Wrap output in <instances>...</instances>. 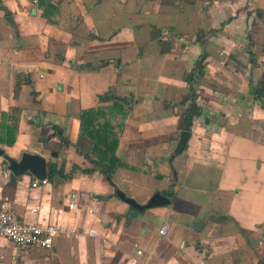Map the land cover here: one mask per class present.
<instances>
[{"label":"crops","instance_id":"obj_1","mask_svg":"<svg viewBox=\"0 0 264 264\" xmlns=\"http://www.w3.org/2000/svg\"><path fill=\"white\" fill-rule=\"evenodd\" d=\"M175 1L0 0V125L22 109L15 142H0V201L7 157L39 153L72 172L37 187L30 172L16 178L14 212L60 231L51 249L29 251L0 233V264H264V0ZM153 26L174 40L170 52L161 53ZM199 31L209 32L204 46ZM204 50L202 113L176 152L187 107L178 103ZM108 90L132 97L128 113L112 118L129 165L114 184L74 169L91 163L74 145L59 149L55 128L76 141L82 111L114 103L99 99ZM118 189L141 203L156 191L171 202L134 218Z\"/></svg>","mask_w":264,"mask_h":264},{"label":"trees","instance_id":"obj_2","mask_svg":"<svg viewBox=\"0 0 264 264\" xmlns=\"http://www.w3.org/2000/svg\"><path fill=\"white\" fill-rule=\"evenodd\" d=\"M205 1V0H199ZM175 0H163L165 4H175ZM2 4L0 2V8ZM260 11V10H259ZM174 29L172 27L167 30ZM165 28L153 26V38H157L159 45L161 46V53L170 52L173 47V39L164 37ZM211 32H217V29H211ZM209 32L199 31L196 34L197 39L202 46L205 45V38ZM142 52V50H141ZM208 53L203 51L197 59L194 67L187 76V82L189 85V92L183 97V100L178 104H186L185 111L180 115L179 125L181 129L191 130L193 120L195 117L202 113V107L198 104L199 83L206 72V59ZM104 64V62L102 63ZM23 73H19L15 84V97L19 96L21 87L25 82ZM113 91L100 94V101L114 100L111 107H98L89 108L82 111L81 114V131L76 141L70 140L64 136L63 129L57 125L55 128H59L58 136L60 138L59 149L63 146L74 145L77 151L84 155L91 167L82 168L78 165H74V169L81 168L85 173H93L100 171L105 174L107 179L113 183V175L116 169L120 166H129L122 161L118 155L117 150L120 142L121 126H116L112 122V118L117 114H127L130 110V103L132 101L131 96H117L112 94ZM165 106H172V103L165 102ZM22 109L14 106L8 113H4L3 120L5 123L0 125V142L7 144H13L16 140V135L19 128V121L21 117ZM72 177V172L66 173L64 164L60 165L57 162L50 161L48 163V175L47 180L52 182H60V180H67ZM114 184V183H113ZM17 188V179L8 182L4 189L3 195L8 196L11 200L15 197V189ZM167 195H172V191H165ZM219 220L226 221L229 219L227 216L218 217Z\"/></svg>","mask_w":264,"mask_h":264},{"label":"built area","instance_id":"obj_3","mask_svg":"<svg viewBox=\"0 0 264 264\" xmlns=\"http://www.w3.org/2000/svg\"><path fill=\"white\" fill-rule=\"evenodd\" d=\"M34 3L37 0H32ZM47 179L35 178L32 186L37 187L47 183ZM11 199L8 196L0 201V233L8 238L21 250H28L33 247L51 249L54 245V238L60 231V226L54 222L42 225L34 221H22L11 207ZM71 207L74 203L70 204ZM32 212L38 213V207H32ZM161 233H167V227L161 229Z\"/></svg>","mask_w":264,"mask_h":264},{"label":"water","instance_id":"obj_4","mask_svg":"<svg viewBox=\"0 0 264 264\" xmlns=\"http://www.w3.org/2000/svg\"><path fill=\"white\" fill-rule=\"evenodd\" d=\"M8 20H10L11 23L15 26L13 18L11 16L8 17ZM189 133L190 132L188 130L181 131L180 139L176 147V152H182L185 149L188 143ZM0 154H4V150L1 148ZM53 154L57 155V152H54ZM7 159L8 163L5 164V167H7L11 171V180H15L17 177L27 172H30L39 179H47L48 160L46 157H44V155L39 153L24 152L20 159L9 157H7ZM117 194L133 207L129 214L134 218L138 217L140 212L146 208L166 205L170 204L171 202L170 197L162 194L159 191H156V193H154L146 203L137 201L136 199L128 196L125 191L123 192L120 189L117 190Z\"/></svg>","mask_w":264,"mask_h":264},{"label":"rangeland","instance_id":"obj_5","mask_svg":"<svg viewBox=\"0 0 264 264\" xmlns=\"http://www.w3.org/2000/svg\"><path fill=\"white\" fill-rule=\"evenodd\" d=\"M176 36H178V34Z\"/></svg>","mask_w":264,"mask_h":264}]
</instances>
